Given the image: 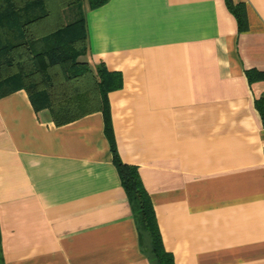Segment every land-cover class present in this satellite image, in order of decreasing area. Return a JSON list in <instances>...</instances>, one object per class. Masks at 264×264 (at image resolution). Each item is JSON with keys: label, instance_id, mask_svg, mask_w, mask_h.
I'll return each instance as SVG.
<instances>
[{"label": "crops", "instance_id": "0c3cea01", "mask_svg": "<svg viewBox=\"0 0 264 264\" xmlns=\"http://www.w3.org/2000/svg\"><path fill=\"white\" fill-rule=\"evenodd\" d=\"M85 0L88 54L122 77L57 125L0 99V264H152L110 134L175 264H264V0Z\"/></svg>", "mask_w": 264, "mask_h": 264}, {"label": "trees", "instance_id": "16d2710c", "mask_svg": "<svg viewBox=\"0 0 264 264\" xmlns=\"http://www.w3.org/2000/svg\"><path fill=\"white\" fill-rule=\"evenodd\" d=\"M93 8L106 0H91ZM239 31L248 30L243 4L226 0ZM85 0H0V99L19 90L35 110L48 109L57 125L97 111L108 113L109 93L122 77L104 64L93 69L88 54ZM107 127L123 187L152 264H175L165 249L156 211L137 166L122 161Z\"/></svg>", "mask_w": 264, "mask_h": 264}]
</instances>
